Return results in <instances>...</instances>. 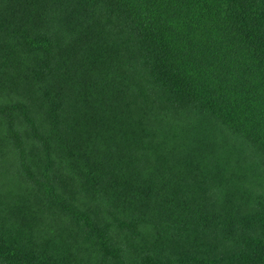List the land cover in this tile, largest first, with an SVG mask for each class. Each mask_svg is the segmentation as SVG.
I'll return each instance as SVG.
<instances>
[{
  "label": "trees",
  "instance_id": "obj_1",
  "mask_svg": "<svg viewBox=\"0 0 264 264\" xmlns=\"http://www.w3.org/2000/svg\"><path fill=\"white\" fill-rule=\"evenodd\" d=\"M0 264H264V0H0Z\"/></svg>",
  "mask_w": 264,
  "mask_h": 264
}]
</instances>
